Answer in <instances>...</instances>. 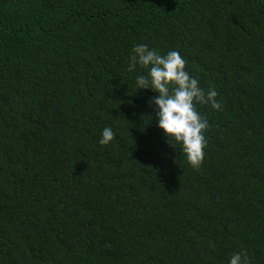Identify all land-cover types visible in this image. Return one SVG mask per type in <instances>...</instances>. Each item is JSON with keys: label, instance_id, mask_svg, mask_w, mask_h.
Listing matches in <instances>:
<instances>
[{"label": "trees", "instance_id": "1", "mask_svg": "<svg viewBox=\"0 0 264 264\" xmlns=\"http://www.w3.org/2000/svg\"><path fill=\"white\" fill-rule=\"evenodd\" d=\"M140 43L217 92L219 109L196 105L197 168L126 71ZM237 252L264 264V0H0V264Z\"/></svg>", "mask_w": 264, "mask_h": 264}, {"label": "clouds", "instance_id": "2", "mask_svg": "<svg viewBox=\"0 0 264 264\" xmlns=\"http://www.w3.org/2000/svg\"><path fill=\"white\" fill-rule=\"evenodd\" d=\"M144 69L145 74L139 70ZM128 73H136L134 86L138 90L148 89L155 93L149 102L154 106L156 126L168 144L179 145L188 165L199 167L203 160L206 139L204 132L208 121L196 110L197 104H208L213 110L221 107L217 92L210 88L206 93L198 80L185 70V60L176 50L161 53L140 43L132 47L127 58ZM136 91V92H137ZM114 139L113 129L105 126L97 143L107 146ZM227 264H249L244 252L233 253Z\"/></svg>", "mask_w": 264, "mask_h": 264}]
</instances>
